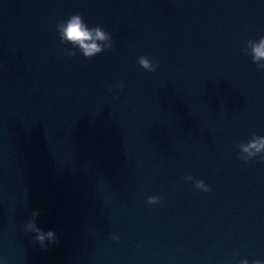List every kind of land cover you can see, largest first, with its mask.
I'll use <instances>...</instances> for the list:
<instances>
[{"label": "water", "instance_id": "1", "mask_svg": "<svg viewBox=\"0 0 264 264\" xmlns=\"http://www.w3.org/2000/svg\"><path fill=\"white\" fill-rule=\"evenodd\" d=\"M77 12L113 46L66 55L56 25ZM261 35L264 0H0L7 264L264 258V160L237 147L264 135V70L244 52ZM33 208L57 230L47 249L23 231Z\"/></svg>", "mask_w": 264, "mask_h": 264}, {"label": "clouds", "instance_id": "2", "mask_svg": "<svg viewBox=\"0 0 264 264\" xmlns=\"http://www.w3.org/2000/svg\"><path fill=\"white\" fill-rule=\"evenodd\" d=\"M56 30L62 42L71 44V48L64 49L68 56H73L79 51L84 57L91 58L105 49L113 46L112 34L101 25L90 26L81 13H73L67 19L61 20L56 25ZM244 52L251 56L252 61L258 69L264 70V35L257 39H249L244 48ZM139 65L149 72H154L158 64L149 55L138 57ZM123 82L117 81L108 85L109 91L122 88ZM238 156L241 160L248 162L259 157L264 160V135L253 133L246 142L238 143ZM185 180L194 181V188L197 191L208 192L210 185L204 179H195L190 173L185 176ZM149 205L158 203L162 197L160 195L147 196ZM41 214L40 208L31 210L30 218L23 222V231L31 234L34 242L38 243L41 249H47L51 245L58 243V233L55 228H43L37 222V217ZM111 239L119 241L120 235L111 233ZM0 264H7L5 257L0 255ZM237 264H264V258L249 260L247 257L241 258Z\"/></svg>", "mask_w": 264, "mask_h": 264}]
</instances>
